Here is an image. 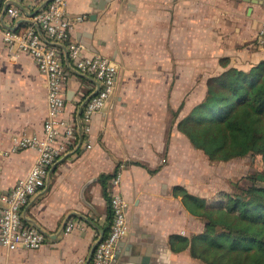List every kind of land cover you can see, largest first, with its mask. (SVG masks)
<instances>
[{
  "label": "crops",
  "instance_id": "obj_1",
  "mask_svg": "<svg viewBox=\"0 0 264 264\" xmlns=\"http://www.w3.org/2000/svg\"><path fill=\"white\" fill-rule=\"evenodd\" d=\"M47 1L20 0L21 21L29 22ZM67 9L86 15L74 27V38L118 65L117 88L93 116L92 147L82 146L58 162L26 208L27 220L46 232V241L36 249H9L0 242V264H90L92 248L112 220L99 176L117 167L121 182L115 189L128 201L129 229L112 264H204L178 238L202 232L205 223L174 195V187L181 184L207 197L182 172L192 166L194 150L203 152L178 121L205 97L209 79L226 69L221 58L244 70L264 59V45L256 39L264 0H67ZM94 84L93 77L71 71L65 116L75 113ZM47 97L46 78L33 56L7 46L0 29V195L37 159L36 147L14 150L12 138L44 136ZM171 109L179 114L165 153ZM132 159L158 169L150 172L128 163ZM71 218L87 225L66 234Z\"/></svg>",
  "mask_w": 264,
  "mask_h": 264
},
{
  "label": "built area",
  "instance_id": "obj_2",
  "mask_svg": "<svg viewBox=\"0 0 264 264\" xmlns=\"http://www.w3.org/2000/svg\"><path fill=\"white\" fill-rule=\"evenodd\" d=\"M20 0H3L0 29L9 47L27 52L35 59L48 86V110L44 120V136L15 134L13 149L36 147L38 156L16 184L0 195V242L9 249H36L47 238L46 232L34 221L27 220L26 208L33 196L43 190L52 176L55 165L82 146L91 148L89 137L92 119L115 93L119 67L110 57L99 51H89L87 44L73 36L74 27L86 19L85 14H72L67 0H48L23 21ZM257 42L264 45V21L259 27ZM71 71L95 79V90L82 99L74 114L65 116V83ZM121 182L120 171L111 179L112 220L108 233L95 245L90 264H112L115 249L125 237L129 222L128 201L115 189ZM87 223L78 218L67 220L64 233L82 229Z\"/></svg>",
  "mask_w": 264,
  "mask_h": 264
},
{
  "label": "trees",
  "instance_id": "obj_3",
  "mask_svg": "<svg viewBox=\"0 0 264 264\" xmlns=\"http://www.w3.org/2000/svg\"><path fill=\"white\" fill-rule=\"evenodd\" d=\"M2 4L0 0V8ZM220 61L226 69L209 79L205 97L178 121V128L210 161L256 154L262 156L264 165V59L248 70L228 66V57ZM178 114L171 109L165 153ZM128 163L143 165L150 172L158 169L137 159ZM117 168L99 176L109 204L110 179ZM241 179L245 183L236 181L235 193L223 191L224 196H218L214 204L184 185L173 189L185 207L205 223L204 230L191 238L178 237L204 264H264V168L248 172ZM110 212L112 219L111 205Z\"/></svg>",
  "mask_w": 264,
  "mask_h": 264
},
{
  "label": "rangeland",
  "instance_id": "obj_4",
  "mask_svg": "<svg viewBox=\"0 0 264 264\" xmlns=\"http://www.w3.org/2000/svg\"><path fill=\"white\" fill-rule=\"evenodd\" d=\"M191 159L192 166L188 163L182 172L186 173L184 175H190L196 191L210 198L212 203L218 196H224L223 191L235 193L236 181L244 184L245 180L241 178L248 172L264 168L262 156L256 154L237 157L230 161H210L203 153L194 150Z\"/></svg>",
  "mask_w": 264,
  "mask_h": 264
},
{
  "label": "water",
  "instance_id": "obj_5",
  "mask_svg": "<svg viewBox=\"0 0 264 264\" xmlns=\"http://www.w3.org/2000/svg\"><path fill=\"white\" fill-rule=\"evenodd\" d=\"M96 245V244H95ZM94 249H95V246L92 248V254H93V252H94Z\"/></svg>",
  "mask_w": 264,
  "mask_h": 264
}]
</instances>
